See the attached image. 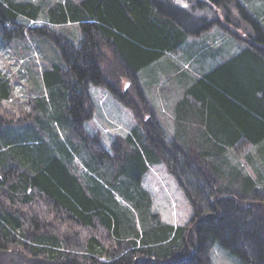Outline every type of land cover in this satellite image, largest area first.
<instances>
[{
    "label": "trees",
    "instance_id": "16d2710c",
    "mask_svg": "<svg viewBox=\"0 0 264 264\" xmlns=\"http://www.w3.org/2000/svg\"><path fill=\"white\" fill-rule=\"evenodd\" d=\"M205 2L237 27L236 7L261 38L248 35V46L199 67L169 138L138 74L217 16L196 32L209 17L195 21L170 0H0V53L33 37L57 50L27 108H8L15 85L0 69V264H211L215 243L244 264H264V165L248 156L253 178L233 153L264 142V0ZM69 24L79 38L61 32ZM121 77L130 84L123 90ZM91 86L108 88L137 121L112 151L85 128ZM163 163L192 205L188 225L163 223L152 211L142 181Z\"/></svg>",
    "mask_w": 264,
    "mask_h": 264
},
{
    "label": "rangeland",
    "instance_id": "374dc122",
    "mask_svg": "<svg viewBox=\"0 0 264 264\" xmlns=\"http://www.w3.org/2000/svg\"><path fill=\"white\" fill-rule=\"evenodd\" d=\"M51 1L57 0H44L45 3ZM170 1L177 7L191 10L189 12L193 19L209 17L207 20L196 23L194 27L196 32L208 27L209 19L214 16L218 17L219 23L210 26L207 31L203 30L196 37H190L183 48L169 53L162 60L138 74L149 108L164 126L169 138L176 126L174 122V115L177 114L176 104L182 99L186 84L194 81V77L198 78L199 69L209 70L220 64L223 58L225 60L228 56L229 47L242 49L248 46L245 42L246 36L252 34L253 37L261 38L256 27L249 23L247 17H244L241 12L238 15L236 7H232L231 15L232 19L240 20L237 27L225 19L226 14L223 9L212 8L214 12L206 8L205 5H208L206 0H203L204 9L198 5L197 0ZM42 20L45 21V19ZM245 23L250 26V29ZM60 30L62 33L75 35V38L80 37L79 29L74 24H69ZM15 45L16 43H13V46ZM22 47L0 53V69L11 77L15 85L13 99L10 104H7L8 108L14 110L27 108L28 102L39 94L41 73L52 64V61H55L57 53L54 43L41 37L29 39ZM107 56L108 59L105 62L110 66L113 63L112 55L107 52ZM129 85V79L121 77V89ZM90 95L94 103L93 117L86 122L85 128L90 134H100L105 147L112 151L113 141L126 136L137 124L135 115L106 87L91 86ZM233 153L235 161L241 164L253 178H258V172H254L249 164L248 156L250 155L257 168L262 169L264 142L256 146L243 143L234 149ZM142 185L150 193L152 211L159 216L161 222L175 226L189 224L194 214L192 205L165 163L153 166L144 176ZM209 258L211 264H244L218 243L211 245Z\"/></svg>",
    "mask_w": 264,
    "mask_h": 264
}]
</instances>
